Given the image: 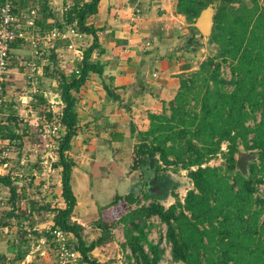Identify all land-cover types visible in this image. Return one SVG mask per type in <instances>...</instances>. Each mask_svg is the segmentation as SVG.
<instances>
[{"label":"crops","instance_id":"obj_1","mask_svg":"<svg viewBox=\"0 0 264 264\" xmlns=\"http://www.w3.org/2000/svg\"><path fill=\"white\" fill-rule=\"evenodd\" d=\"M71 2H33L39 22L36 30L66 28L63 14ZM176 3L99 0L97 12L87 19L97 28L100 47L91 60L101 64L102 73L91 72L74 93L78 123L67 151L73 162L70 184L76 198L72 219L83 226L87 242L100 235L95 222L117 195L142 198L149 181L156 190L151 193L162 196L154 173L130 169L135 134L147 129L149 113H160L173 99L178 76L195 70L207 52V36L176 11ZM24 8L15 10L22 25ZM92 40L87 34L55 39L42 57H35L30 45L20 40L11 45L0 143V199L5 203L0 208V226L7 228L0 233V264H54L48 232L53 209L65 206L61 167L56 166L58 138L64 128L60 125L52 134L45 124L60 119L59 74L69 80L79 74L83 50ZM30 61L37 64L33 80L26 77ZM6 150L7 156H2ZM97 248L92 257L107 263L108 257L96 256Z\"/></svg>","mask_w":264,"mask_h":264},{"label":"trees","instance_id":"obj_2","mask_svg":"<svg viewBox=\"0 0 264 264\" xmlns=\"http://www.w3.org/2000/svg\"><path fill=\"white\" fill-rule=\"evenodd\" d=\"M176 1V11L189 23L215 2L207 39L216 52L195 70L180 74L173 99L160 113L148 114L147 129L135 134L130 169L157 178L163 171L185 170L192 185L182 200L176 195L167 206L147 190L142 192V198L151 199L147 203L132 193L117 195L101 209L95 222L100 235L90 242L83 238V226L72 219L76 198L67 151L78 123L74 93L91 72L102 73L101 64L91 60L100 47L97 28L87 23L99 0H78L64 11V24L93 40L83 50L79 74L70 80L58 76L64 133L58 138L56 166L61 167L65 206L53 209L48 233L54 248L52 230L70 234V244L84 264H101L91 252L109 242L119 225L126 264H160L162 238L169 244L171 260L180 264H264V191L258 194L264 185V0ZM17 3L19 8L27 4L15 0L16 11ZM222 63L229 67V78L220 73ZM240 148L255 156L245 174L236 167ZM218 156L221 162L210 164ZM152 217L165 225L164 237L155 242L148 238Z\"/></svg>","mask_w":264,"mask_h":264},{"label":"built area","instance_id":"obj_3","mask_svg":"<svg viewBox=\"0 0 264 264\" xmlns=\"http://www.w3.org/2000/svg\"><path fill=\"white\" fill-rule=\"evenodd\" d=\"M27 6L22 10L21 17L24 25L20 24L17 20L15 13V0H0V127L2 124V106L4 101L3 89L6 75L9 66V54L11 45L20 40L30 45L35 57H42L47 48L58 38H69L70 36H81L77 29L73 26L66 28L55 27L50 30L39 33L36 30L37 9L36 4L33 3L37 0H24ZM72 1L74 0H67ZM138 9L136 10L137 13ZM37 70L35 61L26 63V77L28 80H33ZM60 124L47 122L45 129L50 133L58 132ZM0 143H1V130H0ZM8 150L2 153V156H7ZM1 155V152H0ZM5 203L0 199V208L4 207ZM7 232V228L0 226V233ZM52 240L55 243L54 248V264H83L80 260V255L76 249L70 244L71 235L63 232L60 229L51 231Z\"/></svg>","mask_w":264,"mask_h":264},{"label":"rangeland","instance_id":"obj_4","mask_svg":"<svg viewBox=\"0 0 264 264\" xmlns=\"http://www.w3.org/2000/svg\"><path fill=\"white\" fill-rule=\"evenodd\" d=\"M261 1V0H260ZM204 59L213 55L216 52V46L214 44H209L207 39V50ZM203 59V60H204ZM220 73L223 77H230V70L227 64H221ZM221 162V158L218 156L217 158L210 161V164L216 165ZM157 183L160 185V189L162 191V196H157L159 201L162 204H167L168 202H173L175 200V196L177 195L181 200L185 196L187 189L191 187V181L186 175L185 170H180L178 172H172L170 170L160 172ZM146 188L147 191L155 193V187L148 181ZM264 191V185L259 187L258 194L262 195ZM147 200L144 198H140V203H146ZM101 212V211H100ZM100 216V214H99ZM150 222L153 224L152 228L148 233V238L152 241L159 240L160 237H164L165 233V225L162 224L156 217H152ZM113 240L111 239L107 245L103 246V248H97L95 252L98 254L96 256H101L103 254L107 258V263L105 264H126V252L120 247V243L123 241V226L119 225L113 230ZM122 240V241H120ZM161 247L164 248L165 252L162 256L160 264H180L177 262H173L171 260V255L169 251V244L162 238ZM128 252V251H127ZM92 255V254H91Z\"/></svg>","mask_w":264,"mask_h":264},{"label":"water","instance_id":"obj_5","mask_svg":"<svg viewBox=\"0 0 264 264\" xmlns=\"http://www.w3.org/2000/svg\"><path fill=\"white\" fill-rule=\"evenodd\" d=\"M215 11L214 4L210 3L200 11L199 15L194 20V26L203 36H208L211 32ZM254 158V154L240 148L236 156V167L241 173L245 174L248 163Z\"/></svg>","mask_w":264,"mask_h":264}]
</instances>
